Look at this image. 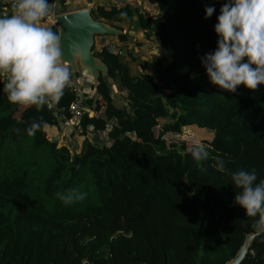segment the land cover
Returning a JSON list of instances; mask_svg holds the SVG:
<instances>
[{
	"label": "trees",
	"instance_id": "obj_1",
	"mask_svg": "<svg viewBox=\"0 0 264 264\" xmlns=\"http://www.w3.org/2000/svg\"><path fill=\"white\" fill-rule=\"evenodd\" d=\"M154 2L155 14L128 3L92 10L94 19L123 31L109 36L117 41L108 42L115 53L103 45L105 35L92 52L131 111L109 96L103 81L102 103L84 85L90 109L78 123L83 134L87 128L93 134L78 152L48 139L43 128L33 136L24 132L41 118L59 127L69 117L70 87L52 108L32 106L19 117V105L0 95V264H225L253 232L256 218L234 204L230 174L217 171L212 158L198 164L163 135L185 125L211 132L203 141L210 156L219 154L230 171L255 170L258 182L264 179V85L229 93L210 83L201 64L217 46L214 25L227 0ZM206 7L215 8L208 19ZM124 23L156 38L167 55L139 60ZM47 27L59 34L57 26ZM127 58L137 62L136 73ZM73 188L86 199L66 205L57 193ZM240 264H264V237L253 236Z\"/></svg>",
	"mask_w": 264,
	"mask_h": 264
},
{
	"label": "clouds",
	"instance_id": "obj_2",
	"mask_svg": "<svg viewBox=\"0 0 264 264\" xmlns=\"http://www.w3.org/2000/svg\"><path fill=\"white\" fill-rule=\"evenodd\" d=\"M55 7L48 0H14L12 14L0 17V79L12 104L35 106L38 111L52 108L71 84V70L62 62V37L42 24ZM214 12V7H206L205 19ZM214 31L215 50L200 57L210 83L229 93L240 85L257 91L264 85V0H227ZM45 124L42 118L34 120L24 132L33 136ZM188 151L198 164L212 158L217 171L230 174L234 204L247 217L256 218L251 224L253 236L264 237V179L257 182L255 170L230 171L225 159L219 154L211 157L204 143H194ZM57 196L71 205L86 199L87 193L73 188Z\"/></svg>",
	"mask_w": 264,
	"mask_h": 264
},
{
	"label": "water",
	"instance_id": "obj_3",
	"mask_svg": "<svg viewBox=\"0 0 264 264\" xmlns=\"http://www.w3.org/2000/svg\"><path fill=\"white\" fill-rule=\"evenodd\" d=\"M58 7V11L61 12L56 15V22L62 37V62L71 68L75 76L78 77L81 74L89 76L94 88L103 81L110 91L109 96L117 99L126 111L130 112L129 98L116 90L112 91L113 86L107 74V66L92 52L96 36H116L123 31L105 20L94 19L91 15L92 9L89 7L64 11L66 6L62 8V0H58ZM252 238L253 234H248L234 257L225 264H240Z\"/></svg>",
	"mask_w": 264,
	"mask_h": 264
},
{
	"label": "rangeland",
	"instance_id": "obj_4",
	"mask_svg": "<svg viewBox=\"0 0 264 264\" xmlns=\"http://www.w3.org/2000/svg\"><path fill=\"white\" fill-rule=\"evenodd\" d=\"M124 3H128L131 4L133 6H138L142 11H147L150 13H157L156 10V4L154 2V0H126V2ZM119 5H124L121 2H118ZM90 8V7H89ZM122 25V24H121ZM122 27L126 30L128 36H129V44L132 49L134 48V54L136 55V57L139 58V60H144V59H148L153 61V56L154 55H159L161 57H165L167 54V50L166 48H162L159 47L157 44V40L154 37H150L148 39L145 38L144 35H142L140 32L137 31H132L131 27H129L126 23H124L122 25ZM128 27V29H127ZM130 32L134 33L131 34L133 35V37H130ZM106 37L112 36V35H105ZM100 36H96L94 39V43H99L101 44V40L99 38ZM110 38V37H109ZM108 39V38H107ZM106 39V41H108ZM135 42H137V44H135ZM127 62L129 63V66L131 68V72L132 73H136L137 72V65H136V61H132L130 59L127 58ZM156 60L155 62H153L154 65H156ZM79 75V78L82 79V77H84V83H85V88L89 91V96L92 95V97L94 99L97 100L98 103H102V100L100 99V96L98 95L97 91H106L105 86L106 84L104 83V85H101L99 83V85H97L95 88L93 87V85L91 84V79L89 76L86 75ZM110 80V79H109ZM101 85V86H100ZM101 87V90H98V87ZM113 86V90H117V88ZM107 88V86H106ZM92 92H94V94H92ZM110 93V91H109ZM164 120L163 119H159L158 123L159 125L154 126L153 132L154 133H158L159 131V127L161 125V123H163ZM164 139L166 140V142L169 144L171 143H179L181 145H184L187 149H189V147H191L194 143H203V141H208L211 140L212 138V133L211 132H206L204 129H199L197 127H195L194 125H185L184 127H182L181 132L179 133H172V132H167L163 135Z\"/></svg>",
	"mask_w": 264,
	"mask_h": 264
},
{
	"label": "crops",
	"instance_id": "obj_5",
	"mask_svg": "<svg viewBox=\"0 0 264 264\" xmlns=\"http://www.w3.org/2000/svg\"><path fill=\"white\" fill-rule=\"evenodd\" d=\"M118 1V0H117ZM116 0H63L62 2L64 3V6L62 7L63 9L66 6V9H64V11H67L69 9H80V8H84V7H90L92 10L95 9L96 6L98 5H104L105 7H109L110 5H114L117 4L118 6H121L118 4ZM122 4H126L124 2H126V0H121L120 1ZM58 1L56 3V9L53 12V15H57L59 14L61 11H58ZM42 24L44 26L47 25H54L53 23V18L49 17V18H45L42 21ZM130 34H133L130 32ZM111 39V38H108ZM114 42L115 44L117 43V41L112 38L111 40H108L103 43L106 44L108 42ZM132 44V43H129ZM128 44V45H129ZM135 44H137V42H135ZM101 46V44L99 45ZM130 48H132L129 45ZM134 50V48L132 49V51ZM134 53V51H133ZM85 85V84H84ZM94 93V92H92ZM0 95L1 97L3 96V90L0 91ZM29 108H25L24 106H17L14 109V116L15 117H19L21 115V113ZM101 110H99L96 113H100ZM190 126V125H188ZM43 130L46 132V136L48 139L54 140L57 142L58 145H64L66 147H68L70 149L71 152H78L82 146L83 140L85 137H88L86 135H78L73 126H64L62 123L61 125L58 127L56 125L53 124H45V126L43 127ZM100 136L102 137L104 135L103 132H100ZM91 138V137H88ZM107 144H110V141L106 142Z\"/></svg>",
	"mask_w": 264,
	"mask_h": 264
},
{
	"label": "built area",
	"instance_id": "obj_6",
	"mask_svg": "<svg viewBox=\"0 0 264 264\" xmlns=\"http://www.w3.org/2000/svg\"><path fill=\"white\" fill-rule=\"evenodd\" d=\"M58 0H48L49 3L54 2L57 3ZM13 4L14 0H0L1 5V14L5 16H9L13 12ZM56 7L54 8V10ZM53 10V12H54ZM52 17L54 25L57 26L56 22V15L54 16L53 13L49 15L47 18ZM109 51L115 53L116 52V45L114 43H107ZM67 67H69L65 62H63ZM71 70V68L69 67ZM71 84L70 89L73 93V100L69 103L67 112L69 117H62L60 121L64 126H73L75 132L78 135H86L88 137L92 136V129L87 128L85 134H83V129L81 128L80 124L78 123L79 117L83 116L84 113L89 111L90 107L87 105L88 97L85 94L84 89V81L79 77L75 76L73 71L71 70ZM92 96V95H91ZM96 114V113H95ZM113 125V121H109L105 125L104 132L109 130Z\"/></svg>",
	"mask_w": 264,
	"mask_h": 264
}]
</instances>
